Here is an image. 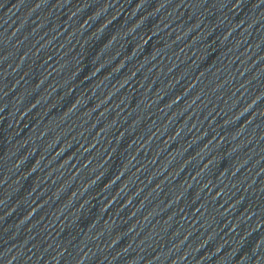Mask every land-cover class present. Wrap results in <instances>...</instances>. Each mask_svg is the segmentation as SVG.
Segmentation results:
<instances>
[{
  "label": "water",
  "instance_id": "obj_1",
  "mask_svg": "<svg viewBox=\"0 0 264 264\" xmlns=\"http://www.w3.org/2000/svg\"><path fill=\"white\" fill-rule=\"evenodd\" d=\"M0 264H264V0H0Z\"/></svg>",
  "mask_w": 264,
  "mask_h": 264
}]
</instances>
